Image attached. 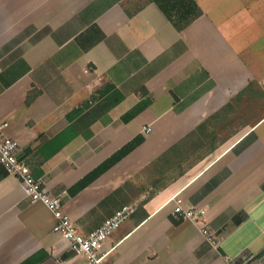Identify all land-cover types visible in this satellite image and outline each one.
Here are the masks:
<instances>
[{
  "label": "crops",
  "instance_id": "1",
  "mask_svg": "<svg viewBox=\"0 0 264 264\" xmlns=\"http://www.w3.org/2000/svg\"><path fill=\"white\" fill-rule=\"evenodd\" d=\"M242 1L0 0L5 134L81 233L136 206L101 242L104 264H264V111L238 105L264 87V0ZM174 145L194 163L146 196L142 171ZM178 199L206 208L217 247L174 216ZM55 222L0 162V264L38 251V264H90Z\"/></svg>",
  "mask_w": 264,
  "mask_h": 264
},
{
  "label": "built area",
  "instance_id": "2",
  "mask_svg": "<svg viewBox=\"0 0 264 264\" xmlns=\"http://www.w3.org/2000/svg\"><path fill=\"white\" fill-rule=\"evenodd\" d=\"M8 124V122L0 123V162L5 166L8 173L19 179L26 197L31 201L43 202L52 211L56 218L54 231L61 233L69 241L72 249L84 254L90 264H104V254H101L99 249L101 242L131 215L136 206L133 204L124 205L106 218L97 228L86 234L81 233L66 211L63 195L52 194L43 184V181L33 175L26 156L20 153L19 140L5 134L4 131ZM147 130H151V128L148 127ZM206 211V208L199 205L187 207L181 199H178L173 214L177 218L202 222L203 234L213 246L217 247L218 238L206 222ZM252 257L249 254L235 257L228 255L226 260L228 264H250Z\"/></svg>",
  "mask_w": 264,
  "mask_h": 264
},
{
  "label": "trees",
  "instance_id": "3",
  "mask_svg": "<svg viewBox=\"0 0 264 264\" xmlns=\"http://www.w3.org/2000/svg\"><path fill=\"white\" fill-rule=\"evenodd\" d=\"M129 14H132V13L129 12ZM241 93H240V96H241ZM34 94L35 92H32V91L29 92L28 97H27L28 102H30L33 99ZM253 138H254V135H249L248 137H246L239 144L238 151L242 149L243 147H245L251 140H253ZM138 142H140V139L136 138L134 142H131L128 145H126L117 154V157L128 152L130 149L134 148V146H136ZM177 149H178V145L172 146L171 148L163 152L157 159H155L152 163H150L142 171L143 173H145L147 172V170L149 171L151 168H154V173L156 174V177L150 183L152 187H154V191L149 196L154 194L155 190L166 186L170 181H173L179 176L183 175L194 163L189 160H184L185 156L183 155L182 151L178 152ZM81 186H82V183H79L76 186V188H79ZM144 201H146V199ZM238 219L239 218H237V220ZM47 256H48V253H45V251H38L32 254L31 256H29L28 258H26L20 264H38Z\"/></svg>",
  "mask_w": 264,
  "mask_h": 264
},
{
  "label": "rangeland",
  "instance_id": "4",
  "mask_svg": "<svg viewBox=\"0 0 264 264\" xmlns=\"http://www.w3.org/2000/svg\"><path fill=\"white\" fill-rule=\"evenodd\" d=\"M245 2L242 0H223L222 5L227 8V10H234L237 6L239 8H242L244 6ZM262 3H255L256 5V10L259 11V6L261 7ZM248 91V90H247ZM248 99L249 105L248 107L250 108L248 112V117L250 119L253 118V116H256L260 112L264 111V87L263 86H258L255 84L252 86L249 91L240 96L238 101V105L241 104L242 99ZM240 123H241V118H240ZM156 177V174L154 173V168H151L149 171L145 173L143 176V190L145 191L146 196L150 195L154 191V187L150 184L154 178Z\"/></svg>",
  "mask_w": 264,
  "mask_h": 264
}]
</instances>
